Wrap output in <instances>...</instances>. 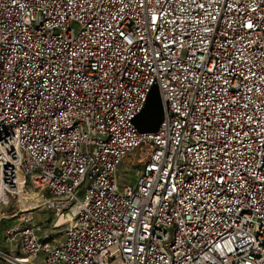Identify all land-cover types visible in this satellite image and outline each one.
<instances>
[{
  "label": "built area",
  "instance_id": "2783aa9c",
  "mask_svg": "<svg viewBox=\"0 0 264 264\" xmlns=\"http://www.w3.org/2000/svg\"><path fill=\"white\" fill-rule=\"evenodd\" d=\"M28 183L9 264H264V0H0V206Z\"/></svg>",
  "mask_w": 264,
  "mask_h": 264
},
{
  "label": "rangeland",
  "instance_id": "374dc122",
  "mask_svg": "<svg viewBox=\"0 0 264 264\" xmlns=\"http://www.w3.org/2000/svg\"><path fill=\"white\" fill-rule=\"evenodd\" d=\"M119 173L121 174L119 177V185L122 186L123 183L127 180L131 181L134 178V169L129 168L125 164H122L120 166ZM24 194L25 198L28 200L27 205H35L38 200H36L37 196L40 191L39 189H35L33 186H31L29 183L24 188ZM3 197L0 193V201H2ZM22 200V199H21ZM19 200L18 197H11L7 201V203L2 204L0 206V264H9L10 255L15 254V247H16V241L11 239V236L8 235L7 231L10 226L13 225L14 221L13 219H2L4 216L11 215L18 206L23 203V200ZM30 201V202H29ZM36 221H44L45 223L41 225V230L39 233L41 235H44V232L52 234L51 238L53 242H57L61 239V229L62 227L59 226L57 228H53L52 221H53V213L48 210L44 209H38L34 213ZM60 220H58V223Z\"/></svg>",
  "mask_w": 264,
  "mask_h": 264
},
{
  "label": "trees",
  "instance_id": "16d2710c",
  "mask_svg": "<svg viewBox=\"0 0 264 264\" xmlns=\"http://www.w3.org/2000/svg\"><path fill=\"white\" fill-rule=\"evenodd\" d=\"M162 116V109L157 92L149 94L147 101L134 120L136 127L140 131L155 130Z\"/></svg>",
  "mask_w": 264,
  "mask_h": 264
},
{
  "label": "bare ground",
  "instance_id": "6f19581e",
  "mask_svg": "<svg viewBox=\"0 0 264 264\" xmlns=\"http://www.w3.org/2000/svg\"><path fill=\"white\" fill-rule=\"evenodd\" d=\"M20 189H19V193H20V198L23 200V202H24V204H23V206H26L27 205V202H28V200L25 198V192H24V188H22V185L20 184ZM1 196L3 197V199H2V201H0V202H6V199H7V197H6V195H3L2 193H1ZM30 202V201H29Z\"/></svg>",
  "mask_w": 264,
  "mask_h": 264
},
{
  "label": "crops",
  "instance_id": "0c3cea01",
  "mask_svg": "<svg viewBox=\"0 0 264 264\" xmlns=\"http://www.w3.org/2000/svg\"><path fill=\"white\" fill-rule=\"evenodd\" d=\"M13 221H15V220H13ZM44 234H48V233L45 231ZM10 256H13V255H10Z\"/></svg>",
  "mask_w": 264,
  "mask_h": 264
}]
</instances>
